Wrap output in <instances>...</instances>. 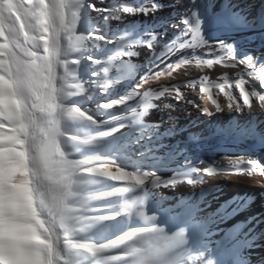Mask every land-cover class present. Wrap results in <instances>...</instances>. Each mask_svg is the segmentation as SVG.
<instances>
[{
	"label": "snow or ice",
	"instance_id": "1",
	"mask_svg": "<svg viewBox=\"0 0 264 264\" xmlns=\"http://www.w3.org/2000/svg\"><path fill=\"white\" fill-rule=\"evenodd\" d=\"M0 3L13 5L10 19L7 13L0 10V231L3 233V239L0 241V262L85 264L84 260L74 261L71 258L73 251H83L88 254L87 264H115L117 261L120 264H175L176 260L184 255L186 229H189L187 222L178 224V231L169 236L165 229L155 226L156 216H147L141 211L144 196L126 197L117 205L98 203L105 198L125 197L131 192L128 183L106 192L95 186L96 198L92 200L90 209L82 214L75 212L71 201L78 195L77 184H89L97 177L85 170L73 172L72 162L81 159V156L77 153H64L62 145L55 139L46 142L39 140L31 131L26 119L33 108L25 102V97L41 84H46L52 95L59 90L74 93L66 102L67 106L79 108L95 119L97 118L94 114L89 113L82 104L94 102L100 113L111 110L103 107L111 100L101 102L98 96L101 91L110 94L109 90L113 89L129 70L125 61H121L120 77L115 80L109 78L108 66H111L115 59L111 53L115 51L116 56L129 58L125 53H137L132 50L131 44L124 46L123 36L116 40L119 47L109 49L106 46L112 43L107 38L110 21L121 20L120 10L115 7L110 10L98 9L89 0H0ZM190 5L185 6L181 14L180 24L184 27L180 34L170 44L164 45L156 59L171 55L178 49L197 48L206 39L204 24L208 20L207 4H204V0H190ZM88 10L107 11L108 14L102 21L92 18L89 22L88 16L84 15ZM122 11L129 14L141 13L143 16L160 11L161 14L156 19L162 26L176 19H163L164 5L159 0H154L151 8L125 6ZM216 19L222 21L224 17ZM33 21L41 25L39 31L31 27ZM180 24L172 23V26L179 27ZM78 26L81 34H77ZM154 29L155 25H141L140 28L125 26L123 29H117V33L121 30L137 36L149 33L150 39L143 43L154 51L158 39ZM189 36L190 39H185ZM129 39L132 44L142 43L139 39ZM37 42L39 46H36ZM101 42H105V46H102ZM207 46L210 49L213 47L209 43ZM216 50L233 59L238 51L235 45L229 46L223 41H220ZM105 56L108 59L102 61L100 57ZM242 57L239 64L250 69L247 76L256 77L258 74L264 79V67L257 71V62L253 56ZM223 58L221 56V59ZM259 63L264 64V61ZM212 64L213 61H208L206 66L211 68ZM180 67V63L168 65L169 69ZM224 79L227 81V77ZM237 84L241 85L244 92L251 93L245 91L243 79ZM31 118L35 119L34 116ZM109 127L111 125H105V131ZM122 149L120 144L110 148L114 153L123 156L127 150ZM140 157H143V153ZM120 166L126 169L122 164ZM45 193L52 194L54 211L60 209L70 213V226L72 232L76 233L70 234L62 248L57 249L54 246L49 259L25 254L27 247H38L44 240L37 225L43 224L44 229L48 228V224L44 223L48 217L43 216L38 207V200ZM136 216L142 217V220L153 226H134L130 221ZM26 227L31 228L29 236L23 235ZM97 227L117 231L106 240L107 242L98 244L85 240L84 234ZM133 240L136 244L130 246ZM116 248H122L126 255H105Z\"/></svg>",
	"mask_w": 264,
	"mask_h": 264
},
{
	"label": "bare ground",
	"instance_id": "2",
	"mask_svg": "<svg viewBox=\"0 0 264 264\" xmlns=\"http://www.w3.org/2000/svg\"><path fill=\"white\" fill-rule=\"evenodd\" d=\"M262 1V21L255 28L249 29L241 23L228 20L229 15H225L222 21L212 19L211 11L218 0H204L208 10L204 35L213 47L178 49L171 55L156 59L164 45L170 44L180 34L184 27L180 24L181 14L185 6H191L190 0H159L164 5L163 19L176 18L172 23L180 24L179 27H173L172 23L162 26L156 19L161 14L160 11L155 14L150 13L149 16L122 11L125 6L151 8L154 0H89L98 9L110 10L115 7L120 10L121 20L110 21L107 38L112 43L106 46L109 49L119 47L116 45V40L123 36L124 46L131 44L132 50L138 53L137 56L129 58L116 56L113 51L111 55L115 59L111 66L106 65L109 67L108 77L112 80L120 77V62L131 59L140 66L135 82L141 84V87L136 89L140 95L135 100H127L120 106L119 111L108 110L100 113L94 102L82 104V107L94 114L97 119H110L113 115L130 117L132 115L130 107L136 108L137 111L141 110L143 104L141 97L145 92L158 93L164 88L172 90L171 94L165 93L159 99L155 96L149 98L148 103L158 107L149 109L150 115L145 118L144 124L147 131L142 138L140 132H130L127 120H122L120 122L125 123L126 127L109 137L110 148L120 144L127 151L121 156L109 148L103 152V156L118 158V162L123 161L122 165L128 171L155 172L164 182L154 190L158 206L169 214L185 216L184 222L188 224L190 239L184 246V254L189 253L197 257L199 253L204 252L214 257L216 264H255L256 261L264 264V177L245 178L236 168L240 161L244 162L241 167H251L254 164L264 167V132L257 131V128L243 131L240 130L239 122L235 121V118L225 119L224 115L227 112L233 117L238 114L237 110H228L230 101L224 92L220 91V86H224L225 92L231 91L234 95V84L241 79L252 78L247 76L250 69L246 65L239 64L242 56L252 55L257 62V71L260 67H264V64L259 63L264 61V0ZM107 14V11L91 12L90 10L84 13L88 16L89 22L92 18L102 21ZM141 25H155L154 32L158 34L155 54L153 49L147 48L146 43H143L150 39L149 33L138 36L134 33L126 34L122 30L117 33V29H123L125 26L140 28ZM77 34H81L79 26ZM129 37L139 39L142 43L132 44ZM185 39H190V36ZM220 41L237 47L235 59L216 50ZM101 45L105 46V42H101ZM221 56L224 58L221 59ZM100 59L106 61L108 57H100ZM208 61H213L211 68L206 66ZM176 63H180L181 67L168 68V65ZM161 72L163 76L159 80L153 78L147 84L141 80L142 76L155 77L156 73ZM99 83L102 84L103 81ZM123 83L121 78L120 82L109 90L110 94H101L99 100L110 101L128 95L131 86H125ZM244 85L245 91L256 90L264 95V88L249 86L245 82ZM202 88L209 90L211 99L208 92L201 91ZM175 89H179L185 96L184 100L175 99ZM212 100H216L224 111L216 112ZM165 103H170L174 107L161 112L160 109ZM203 108H207L214 115L205 117ZM253 109L257 111L258 108L253 105ZM253 117L255 118L254 115ZM137 141L139 143H136ZM127 153H130L129 160L125 158ZM141 153H143L142 158ZM199 163L201 165L196 168ZM191 169L196 171L192 172ZM208 169H211L213 175L209 174ZM184 170H187L190 178L205 180L204 187L208 189L201 191L200 188H193L187 185L186 180L173 186L167 184L170 179ZM256 171L259 169L257 168ZM221 173H231V175ZM102 180L111 184L127 182H113L107 178ZM250 183H253L252 190ZM40 226L43 227V224ZM173 231L178 229L175 228ZM23 235H31V228H24ZM2 239L3 233L0 231V241ZM189 264H193V260L190 259ZM194 264H200L199 259H196Z\"/></svg>",
	"mask_w": 264,
	"mask_h": 264
},
{
	"label": "clouds",
	"instance_id": "3",
	"mask_svg": "<svg viewBox=\"0 0 264 264\" xmlns=\"http://www.w3.org/2000/svg\"><path fill=\"white\" fill-rule=\"evenodd\" d=\"M13 5L10 3H0V10L8 14V19L11 16V9ZM31 27L39 31L41 25L36 24L35 21L32 22ZM209 40L206 38L202 44L198 47L207 46ZM231 46L232 44H228ZM39 46L38 42L37 45ZM129 55H138V53H125ZM249 58L252 55H248ZM128 66L129 70L123 75L122 79L124 81L123 85H130L131 91L128 95L121 96L119 99H112L110 103L103 105L105 109L120 110V106L125 104L127 100H135L137 96L140 95L136 89L141 87V84L135 82V77L137 75L139 65L135 64L129 59L124 62ZM201 67L202 65H197ZM171 75V73H169ZM163 76V72L156 73L155 77L142 76L141 80L144 84L149 83L150 80L157 79ZM256 79H258L261 86H264V79H261L257 74ZM120 82V81H119ZM236 87L241 89L240 84H236ZM171 89L164 88L158 93L145 92L141 97L143 101L142 108L137 111L136 108L130 107L132 115L130 117H118L116 115L111 116L110 119L97 120L93 116H88L86 112L80 111L79 108H72L67 106L66 102L70 99L74 93L65 92L59 90L52 95L49 87L46 84H41L35 88L33 92H29L25 97V102L33 108L31 114H29L26 119L30 126L31 131L34 135L41 141H48L55 139L57 143L62 145V151L66 154L77 153L81 156V159L72 162L73 172H78L80 170H85L91 173L97 179L91 181L89 184L76 186L78 195L71 201L74 206V211L77 213H84L90 209L92 200L96 198L95 186L103 182L102 178H107L111 180H125L129 184V189L133 191L137 187L143 189L145 199L143 200V206L141 211L147 215L145 208L147 207V194L152 193V189H156L161 183H164L155 172H139V170L134 172H127L120 165L123 161L118 162V158H111L107 156L100 155L98 149L107 142L109 137H112L113 133L119 132L120 129L125 128L126 124L121 123L122 120H127V126L129 131L140 132L141 138L147 131L145 128V118L150 115L149 109H155L158 106L155 104L148 103L151 96H155L157 99L163 97L165 93L171 94ZM177 101L184 100L185 96L179 92V89H175ZM202 92H208L209 99H211V93L208 89L202 88ZM220 91L224 92V95L228 97L230 101L228 105V110H238L243 111L244 106L247 105L249 109L253 108V101L250 99L255 98L259 101L258 111H264V95L256 90H252L251 93H246L242 89L240 90V96L243 97V104L234 103L235 97L232 95L231 91H224V86H220ZM212 103L216 106L215 111H224L221 105L217 103L216 100H212ZM174 106L170 103L163 104L160 109L161 112L167 109H171ZM207 112V116L211 117L214 115L213 112L209 111L207 108H203V113ZM35 117L32 119L31 117ZM105 125H111L107 131L104 130ZM138 142V141H137ZM94 152V154H90ZM244 162H240L236 165L237 172L241 174L242 177H251L256 172L257 168L261 177H264V167L259 165H253L251 167H241ZM195 172L196 169H191ZM210 175H213L210 169L207 170ZM139 173V175L137 174ZM222 175H231V173H221ZM188 176V174H185ZM239 182V181H237ZM177 183V178L170 179L167 184L175 185ZM187 185L193 188H200L201 191H206L208 188L204 187L206 181L200 178H187ZM167 184L165 186H167ZM38 207L43 216L48 217L47 221L44 223L48 224V228L44 229L40 225L37 227L40 229V234L44 237V240L40 242L38 247H27L25 249V254L38 257L43 256L45 259L50 258V252L55 246L57 249L62 248L64 242L69 239L70 234L76 235L72 232L70 226V213L67 210L56 209L54 211L55 205L52 200L51 193H45L38 200ZM155 216V215H154ZM139 217V216H138ZM142 219V217H139ZM159 217L156 216V222ZM189 232L186 229L185 243L189 241ZM136 241H131L130 246H135ZM194 261L199 259L200 264H216L214 257L201 252L197 257H193L189 253H185L180 256L175 264H189V260ZM2 264V262H0Z\"/></svg>",
	"mask_w": 264,
	"mask_h": 264
},
{
	"label": "rangeland",
	"instance_id": "4",
	"mask_svg": "<svg viewBox=\"0 0 264 264\" xmlns=\"http://www.w3.org/2000/svg\"><path fill=\"white\" fill-rule=\"evenodd\" d=\"M262 4H263L262 0H218V2L214 5L213 10L211 11V17L212 19L217 20L216 17H224L225 15H229V17H227L228 20L234 23H241L242 26L252 29V28H255L257 25H259L262 21L261 19L263 16V5ZM244 82L249 86H253L256 88H264L263 86L260 85L256 77L245 79ZM235 86L236 84L233 85L234 87L233 96L236 98L234 103L243 104V97L240 96V89ZM101 94H104V92L101 91L99 96ZM99 96H98V99H99ZM250 99L253 101V105L259 108L260 102L255 100V98L250 97ZM100 101L103 102L102 100ZM237 114L238 116L233 117L227 112V114L224 115V118L225 119L235 118V121L239 122L240 130L250 131L251 129L257 128V131L264 132V111H258V110L255 111L253 108L249 109L248 106L245 105L243 111L237 110ZM253 115L255 116V118L253 117ZM206 116L207 114H205V117ZM148 123H151V121H148ZM136 143H139V142H136ZM110 145H111L110 139L108 138L107 142L102 146V148L98 149V151L100 152V155L103 156L104 154L103 152H106L110 148ZM90 154H94V152H90ZM125 158L129 160L130 153H127ZM200 165L201 163H199V165H197L196 168L199 167ZM183 174H187V170H184L182 173H179L178 176L173 177V178H177V183H180L186 180L187 178H190V176H186ZM251 177L259 179L261 178V175L259 171H256L254 175ZM103 183L104 184L101 183L97 185L96 187L100 191L106 192V191H111L116 186H123L124 184L128 182H120V183H112V184L106 183V182H103ZM250 184H251L250 189L252 190L253 183H250ZM169 185L173 186L172 184H169ZM154 190L155 189H152V193L147 194V197H146L147 207L145 208V211L147 213V216L155 215L159 217V220L156 222L155 226L165 229L167 234L171 236L172 233L174 232L173 229L175 230L178 224H182V222H184L185 216H177V215L175 216L171 213L170 214L167 213L166 210L165 211L162 210L158 206V202L155 199ZM141 195H144L143 189L140 187H137L130 193L126 194L125 197L105 198L99 201L98 203L105 204V205L107 204L117 205L119 201L122 200L123 198L135 197V196H141ZM113 223H116V222H113ZM120 223H121V228H122L123 221H121ZM130 223L134 224V226H142V227H152L153 226V224L140 219L138 216L134 217L133 220L130 221ZM116 231H117L116 229H112L111 231H109L106 228L97 227L91 230L90 232L84 234V239L93 241L99 244L102 242H107L106 240L110 239L114 234H116ZM105 255L124 256L126 255V253L122 250V248H116V249L110 250V252L106 253ZM87 257H88V254L83 251H73L71 253V258L74 261L77 259H81L85 261V264H87ZM259 263L260 261H256L255 264H259ZM115 264H120V262L117 261L115 262Z\"/></svg>",
	"mask_w": 264,
	"mask_h": 264
}]
</instances>
